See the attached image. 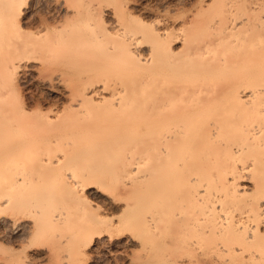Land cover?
<instances>
[{
	"label": "bare ground",
	"instance_id": "obj_1",
	"mask_svg": "<svg viewBox=\"0 0 264 264\" xmlns=\"http://www.w3.org/2000/svg\"><path fill=\"white\" fill-rule=\"evenodd\" d=\"M17 2L0 0V162L22 152L34 162L28 175L0 182V233L11 227L31 243L47 223L77 226V240L53 241L81 252L94 236L112 238L116 223L128 246L183 250L178 264H264V0H201L173 30L116 7L59 1L35 34L63 31L70 56L92 62L82 75L95 69L99 78L82 76L66 106L44 111L7 104L21 95L13 82L47 68L38 47L14 55L29 11ZM124 150L122 171L132 176L122 196L69 166ZM3 252L0 264L51 259L45 244Z\"/></svg>",
	"mask_w": 264,
	"mask_h": 264
},
{
	"label": "rangeland",
	"instance_id": "obj_2",
	"mask_svg": "<svg viewBox=\"0 0 264 264\" xmlns=\"http://www.w3.org/2000/svg\"><path fill=\"white\" fill-rule=\"evenodd\" d=\"M59 1L61 3V9H65L67 7L66 5L69 4L73 6L77 5L82 11L89 10L91 8L90 6L98 3L102 6L108 5L109 7H116L121 9L124 14L136 17L141 24L147 27H150L154 20L159 19L166 24L169 30H173L181 24L187 25L190 14L201 4V0H18L17 3L29 11L25 18L26 21L23 23V28L20 30L16 29L14 32L13 46L18 48V51L14 55H24L25 52L23 49L25 47H38L40 51H38L39 53L36 56L40 58L41 62H44L47 68L32 71L25 78L13 82L14 89L16 88V91H20V96L24 97H22L21 102L19 101L20 96L19 99L10 97L7 100V104L11 109L17 110L23 102L27 105L22 106L25 108L28 106L30 109L36 106L43 111L55 108L61 109L70 100L67 91L70 88H79L81 86L82 76H88L85 74L82 75V73L89 71L87 69L92 65L91 60L85 56H80V54L77 57L70 56V46L62 42L63 31H49L47 33L35 34V30L37 31V26L35 27V25L38 22L41 20L51 21L54 18L51 14L53 13L52 15H54L56 13V7L60 10ZM54 8L55 11H53ZM58 17L56 19H59ZM103 18L106 21L110 19L108 16ZM66 28H69V26H65L63 30ZM174 46L176 49L181 48L179 43L174 44ZM6 49L7 47L4 48L5 53ZM2 54L3 51H1L0 56ZM96 71L94 69L90 77L99 78V74ZM90 77L88 76L89 79ZM49 80H53L54 86L47 82ZM44 81L48 85H40ZM3 84L4 88H11L10 83L7 81H3ZM16 135L18 136L19 133L17 132ZM126 152L128 150L119 152L116 155H99L98 158L94 155L86 154L79 156L77 158L78 160L73 161L69 166L74 172L82 174L84 178L99 180L114 195L122 196V183L123 181H129L132 176L131 174H127V171H122L121 165L125 160ZM29 157L26 152H22L7 158V160L5 159L4 162L1 161L0 182L9 183L14 177L20 175L21 172H25L28 175L29 171L33 168L34 162L33 157L31 159ZM89 168L94 171L91 173L86 172ZM93 201V203L101 206L98 209V213L102 215L107 213L108 219L113 215L111 211L102 207L101 203L103 200L101 197L93 198ZM46 226L47 229L44 235L34 238L31 243L21 240L18 237L16 238L15 233L13 234L12 232V228H6L3 235L0 233V254L3 251L5 253L9 252L11 249H15L16 251L28 249L31 251L39 244H45L49 248L51 259L35 258L31 261V264H125L126 262H131L132 264H158L160 262L178 264L177 257L183 254V250L180 251L175 248L154 251L155 248L153 247L154 249L152 250L148 245L142 248L128 246L125 244L128 234L123 233L121 231L123 230L122 226H117L116 223L114 227H110L113 234L112 238L109 239L107 235L109 232L104 233L105 235L103 236H94L90 243H86L80 248L82 250L80 252L79 247L73 246V242L66 246L62 245L58 247L53 241L54 237L59 236V234L62 236L71 235L77 240L80 236L79 227L67 225L59 230L49 223ZM142 236L145 237L144 235ZM29 244H31L30 247Z\"/></svg>",
	"mask_w": 264,
	"mask_h": 264
}]
</instances>
